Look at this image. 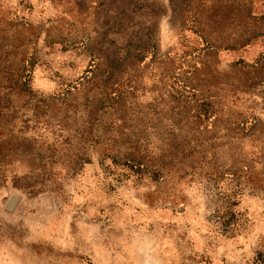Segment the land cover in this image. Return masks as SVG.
Masks as SVG:
<instances>
[{
  "label": "rangeland",
  "instance_id": "1",
  "mask_svg": "<svg viewBox=\"0 0 264 264\" xmlns=\"http://www.w3.org/2000/svg\"><path fill=\"white\" fill-rule=\"evenodd\" d=\"M263 53L264 0H0V264H255Z\"/></svg>",
  "mask_w": 264,
  "mask_h": 264
},
{
  "label": "trees",
  "instance_id": "2",
  "mask_svg": "<svg viewBox=\"0 0 264 264\" xmlns=\"http://www.w3.org/2000/svg\"><path fill=\"white\" fill-rule=\"evenodd\" d=\"M249 67H252L251 72H258V71H264V53L262 54L261 57H259L258 60H256L255 62L249 63L248 64ZM27 73V69L24 67L22 70L19 69L17 75V78H13L10 74H9V81H10V85L8 87H10V90L14 89L15 87H19L20 91H24V89L20 88L19 83H21L22 79H24V76H26ZM27 81H23L21 85L26 84ZM7 103H2V100L0 99V134L2 133V128H1V123H2V118L4 116L5 110L4 109H9V103L8 101H6ZM256 122L257 120L255 118L252 119V121L250 122L249 125L246 124V128L247 129H251V128H256ZM0 151H1V146H0ZM264 154V152H262ZM2 163V160L0 159V164ZM138 166L136 167L138 171H144L143 168V163L142 162H137ZM252 163L250 162H241L240 165H232L229 164L227 168H224L225 171H223L221 174H216L213 173V178H215L216 180L218 178H220L222 175V177L228 176V177H233L237 178V179H241L243 177L244 172L242 170L244 169H248V168H252ZM133 167V166H132ZM135 168V167H134ZM136 170V171H137ZM158 172V171H157ZM159 172L161 173V170H159ZM228 203H226V205H224L222 208H218L217 212H220V214L218 215V219H222V230L225 231L226 227L229 224H232V222L235 220L236 216L230 213V206L231 204L229 203V201H227ZM234 204V202H233ZM255 264H264V253L262 252H258L257 257L255 258Z\"/></svg>",
  "mask_w": 264,
  "mask_h": 264
}]
</instances>
